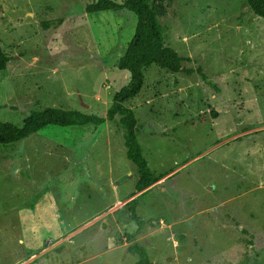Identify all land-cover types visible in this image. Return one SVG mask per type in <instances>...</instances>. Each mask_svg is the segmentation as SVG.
Returning <instances> with one entry per match:
<instances>
[{"label": "rangeland", "instance_id": "obj_1", "mask_svg": "<svg viewBox=\"0 0 264 264\" xmlns=\"http://www.w3.org/2000/svg\"><path fill=\"white\" fill-rule=\"evenodd\" d=\"M95 1L0 0V122L46 107L105 115L129 80L116 62L135 17L87 13ZM161 3L164 44L193 72L149 67L127 103L160 179L136 191L110 122L0 144V264H134L129 235L151 264H264V19L244 0Z\"/></svg>", "mask_w": 264, "mask_h": 264}, {"label": "trees", "instance_id": "obj_2", "mask_svg": "<svg viewBox=\"0 0 264 264\" xmlns=\"http://www.w3.org/2000/svg\"><path fill=\"white\" fill-rule=\"evenodd\" d=\"M164 0H125L117 3L113 0H96L86 6L87 13L126 11L135 17L134 34L131 37L123 55L117 59L119 70L129 75L128 83L115 93L105 115L85 114L78 110H65L56 107H46L32 111L21 126L8 122H0V144L16 143L28 139L47 126L67 127H101L110 122L116 126L124 141L126 158L136 168V191L152 186L158 180L152 175L136 138V119L127 103L134 99L144 84V70L155 66L171 73L192 74L193 71L182 67L183 59L171 48L165 46L164 36L159 18L165 15L161 2ZM248 10L255 16L264 19V0H244ZM10 58L5 54L0 44V72L7 68ZM198 74H202L198 70ZM203 79L205 77L201 75ZM130 219L140 228L142 220L137 217V199L130 201ZM129 246L127 253L135 255L134 264H151L147 250L138 244L133 235L127 237Z\"/></svg>", "mask_w": 264, "mask_h": 264}, {"label": "crops", "instance_id": "obj_3", "mask_svg": "<svg viewBox=\"0 0 264 264\" xmlns=\"http://www.w3.org/2000/svg\"><path fill=\"white\" fill-rule=\"evenodd\" d=\"M77 110H78V109H77ZM78 111H79V110H78ZM104 124H105V123H104ZM104 124H103V125H104ZM129 216H130V215H129Z\"/></svg>", "mask_w": 264, "mask_h": 264}]
</instances>
